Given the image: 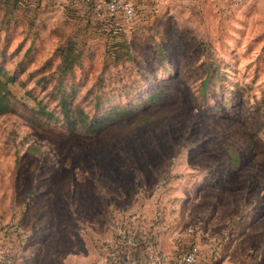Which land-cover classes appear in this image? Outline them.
I'll return each mask as SVG.
<instances>
[{
  "label": "rangeland",
  "instance_id": "rangeland-1",
  "mask_svg": "<svg viewBox=\"0 0 264 264\" xmlns=\"http://www.w3.org/2000/svg\"><path fill=\"white\" fill-rule=\"evenodd\" d=\"M130 1L0 0L7 264H112L126 225L168 262L264 264V0Z\"/></svg>",
  "mask_w": 264,
  "mask_h": 264
},
{
  "label": "built area",
  "instance_id": "built-area-1",
  "mask_svg": "<svg viewBox=\"0 0 264 264\" xmlns=\"http://www.w3.org/2000/svg\"><path fill=\"white\" fill-rule=\"evenodd\" d=\"M104 15L124 23H133L135 20L134 4L130 0H104L96 6ZM117 239L112 245L106 246V256L112 264H195L200 257L198 245H192L185 251L179 252L168 262L167 258L153 244L147 242L141 248L140 239L143 238L132 228L118 226ZM191 231V230H190ZM8 249L0 244V264H7L5 253Z\"/></svg>",
  "mask_w": 264,
  "mask_h": 264
},
{
  "label": "trees",
  "instance_id": "trees-1",
  "mask_svg": "<svg viewBox=\"0 0 264 264\" xmlns=\"http://www.w3.org/2000/svg\"><path fill=\"white\" fill-rule=\"evenodd\" d=\"M17 3V2H15ZM117 22H121L120 20H114ZM112 21L108 22L110 24ZM114 23V22H113ZM116 23V22H115ZM112 24V23H111ZM117 25V24H116ZM118 28V27H117ZM57 53L61 56L60 64L57 67V73L59 76H64L67 73L72 71L73 66L77 61V53L72 48H58ZM15 78L13 76L7 75L4 71L3 67L0 65V114H5L12 111V98L13 95L8 87V82L14 81ZM67 104L63 105L62 107L65 109ZM66 110V109H65ZM98 120L97 122H99ZM128 226L126 225L125 228ZM148 242V238L143 236L140 239V246L141 248L145 247ZM195 242L189 243L187 246H184L183 250H179V252L185 251L190 248L192 245H195ZM178 252V253H179Z\"/></svg>",
  "mask_w": 264,
  "mask_h": 264
},
{
  "label": "crops",
  "instance_id": "crops-1",
  "mask_svg": "<svg viewBox=\"0 0 264 264\" xmlns=\"http://www.w3.org/2000/svg\"><path fill=\"white\" fill-rule=\"evenodd\" d=\"M70 1L79 2L81 4H91V5H94V6L100 5V4H102L104 2V0H70ZM204 257H205V253L202 251L201 255L199 257V260L195 264H198L201 259L202 260L204 259ZM207 261L208 260L206 259L205 264H206Z\"/></svg>",
  "mask_w": 264,
  "mask_h": 264
}]
</instances>
